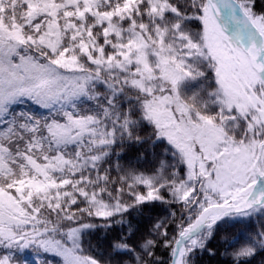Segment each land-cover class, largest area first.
Returning a JSON list of instances; mask_svg holds the SVG:
<instances>
[{
	"label": "snow or ice",
	"instance_id": "snow-or-ice-1",
	"mask_svg": "<svg viewBox=\"0 0 264 264\" xmlns=\"http://www.w3.org/2000/svg\"><path fill=\"white\" fill-rule=\"evenodd\" d=\"M0 264H264V0H0Z\"/></svg>",
	"mask_w": 264,
	"mask_h": 264
},
{
	"label": "rangeland",
	"instance_id": "rangeland-1",
	"mask_svg": "<svg viewBox=\"0 0 264 264\" xmlns=\"http://www.w3.org/2000/svg\"><path fill=\"white\" fill-rule=\"evenodd\" d=\"M25 258L31 260V254L25 255Z\"/></svg>",
	"mask_w": 264,
	"mask_h": 264
},
{
	"label": "trees",
	"instance_id": "trees-1",
	"mask_svg": "<svg viewBox=\"0 0 264 264\" xmlns=\"http://www.w3.org/2000/svg\"><path fill=\"white\" fill-rule=\"evenodd\" d=\"M28 254H30V253H25V255H28Z\"/></svg>",
	"mask_w": 264,
	"mask_h": 264
}]
</instances>
